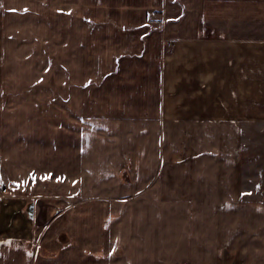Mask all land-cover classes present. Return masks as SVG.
I'll return each instance as SVG.
<instances>
[{
    "label": "crops",
    "instance_id": "0c3cea01",
    "mask_svg": "<svg viewBox=\"0 0 264 264\" xmlns=\"http://www.w3.org/2000/svg\"><path fill=\"white\" fill-rule=\"evenodd\" d=\"M264 46V0H0V264H264L242 125L165 111L163 45Z\"/></svg>",
    "mask_w": 264,
    "mask_h": 264
},
{
    "label": "rangeland",
    "instance_id": "374dc122",
    "mask_svg": "<svg viewBox=\"0 0 264 264\" xmlns=\"http://www.w3.org/2000/svg\"><path fill=\"white\" fill-rule=\"evenodd\" d=\"M173 46L163 45L160 60L165 111L239 121L243 186L256 191L250 198L264 199V46L235 47L217 37Z\"/></svg>",
    "mask_w": 264,
    "mask_h": 264
},
{
    "label": "built area",
    "instance_id": "2783aa9c",
    "mask_svg": "<svg viewBox=\"0 0 264 264\" xmlns=\"http://www.w3.org/2000/svg\"><path fill=\"white\" fill-rule=\"evenodd\" d=\"M10 194L11 190L7 186L0 185V200Z\"/></svg>",
    "mask_w": 264,
    "mask_h": 264
}]
</instances>
